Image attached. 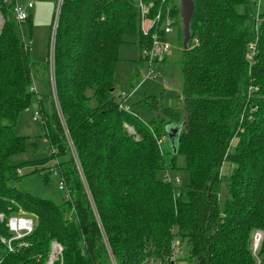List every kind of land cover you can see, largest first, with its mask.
<instances>
[{
  "label": "trees",
  "instance_id": "obj_1",
  "mask_svg": "<svg viewBox=\"0 0 264 264\" xmlns=\"http://www.w3.org/2000/svg\"><path fill=\"white\" fill-rule=\"evenodd\" d=\"M194 2L182 58L184 108L172 114L149 97L143 103L152 119L144 121L114 95L120 46L137 38L142 50L154 31L143 33L138 1L63 0L54 66L75 155L57 110L41 107L49 156L13 163L26 150L27 136L14 127L36 95L39 65L12 18L16 1L0 0V237L12 236L6 225L12 215L35 219L24 238L29 245L14 241L11 252L0 239V264H45L54 242L63 247L55 264H169L176 238L189 244L190 264H257L264 256V235L253 250L255 230H264V11L259 0ZM143 3L151 4L147 19L160 14L161 23L167 15L181 22L180 7L169 0ZM39 69L48 79V64ZM167 122L179 128L169 163L161 147ZM179 154L189 173L185 192H177L167 172L178 169ZM54 160L67 186L58 189L61 203L13 185L30 166L45 170L47 184ZM163 170L164 180L157 177Z\"/></svg>",
  "mask_w": 264,
  "mask_h": 264
},
{
  "label": "rangeland",
  "instance_id": "obj_2",
  "mask_svg": "<svg viewBox=\"0 0 264 264\" xmlns=\"http://www.w3.org/2000/svg\"><path fill=\"white\" fill-rule=\"evenodd\" d=\"M15 1L19 7L26 11V13L29 15V19L19 23L16 19V16H13L12 18L16 23H18V30L22 33V36L24 35V40L32 38V45L29 47L32 61L34 60L42 66H47L48 64L49 74L48 79L46 78V81L47 84H49V88L51 90V67L49 63L50 46L52 41L55 10L59 0H57V2L56 0ZM29 3H32L33 8L28 7ZM169 4L171 6L177 5L180 7L181 0H169ZM259 10L264 11V0H259ZM0 18L1 29L4 24V18L1 12ZM162 27L163 26L161 24L159 30H157V33L160 34L161 37L163 36V38H165L171 44V48L163 62H158L153 65L156 73L158 74L156 78L149 77L148 75V64L145 61V58L142 56L141 47L137 38L128 39V41L123 43L119 48V62L117 64L114 77V95L118 101L122 99L123 93L127 95L126 105L131 112L136 111V113L144 121H150L152 119L151 111L143 103V101L149 97L159 99L164 106L174 109L172 110V114L180 113L184 108L182 96V58L184 37L181 32L183 21L181 20L179 24H174L172 31L166 33L165 35L162 34ZM44 69L46 72V68ZM34 81L37 83L36 86H38L40 93L43 95L42 98L40 97L42 102H40L35 95L28 109L20 114L18 121L15 124L14 131L17 134L27 136V139L26 150L13 156L11 159V162L13 163L41 160L49 156V143L46 140L45 135V121L42 119V117H40L39 121H34L33 113L35 112L34 110H40V108L43 107L48 113L51 114V110L54 105L51 101L48 86H46L43 82H40L39 78ZM54 84H56L57 88L56 75L53 85ZM126 125L133 128V130L130 131L126 127L128 132L132 135H136L134 127L127 123L125 126ZM168 125L169 123L164 125L165 129H167L166 131L169 130ZM161 139V147L164 152L166 162L169 163L171 160V155L166 152L170 151L172 142L168 135L162 137ZM175 162L178 169H169L167 172H169V174L172 176V180L174 182L173 184L177 192H185L190 182L189 173L185 169L186 158L183 154H179L177 155ZM51 164L52 163L50 162L49 165ZM46 166L48 165H45V167L39 165L38 167L39 169H44ZM34 170H36L35 166L23 168L21 171L24 175L19 181L14 182L13 185L21 191H26L35 196L52 199L57 203H61L64 193L58 190V178L54 175H51L50 182L46 184L42 180L41 175V173H44L45 170H41L39 172H35ZM229 170H227V167L224 166L223 174H226L229 172ZM157 177L162 180L166 179V171L163 170L157 172ZM176 179H180V183H176ZM257 231H260L264 234V230L262 229L255 230L254 234ZM175 241L179 242L180 245V250L177 253V264H190L189 244L185 240L178 238H176ZM260 259L261 257H257V264H259ZM47 262L45 264H47ZM155 263L156 262H148L147 264Z\"/></svg>",
  "mask_w": 264,
  "mask_h": 264
},
{
  "label": "built area",
  "instance_id": "obj_3",
  "mask_svg": "<svg viewBox=\"0 0 264 264\" xmlns=\"http://www.w3.org/2000/svg\"><path fill=\"white\" fill-rule=\"evenodd\" d=\"M62 1L63 0H59L56 6L54 23H53L52 41H51V46H50V60H49L50 67H51L50 97H51L52 104L54 105L53 107L55 108V110H57L58 116L63 124V128L67 133V137L69 138V143L72 147V141L67 131L64 116L60 108L56 84L53 85L55 81V68H54V64H55L54 63V50H55L54 46L55 45L54 43H55V34H56L57 25H58ZM137 1L141 9V29L143 33L148 35L152 30H154L150 34V42L142 48L141 53H142V56L145 58V61L148 64L149 77L156 78L158 74L156 73L153 65L158 62H163L171 48V44L165 38L161 37V35L157 33V30L160 28V25L162 24L163 33L165 35L166 33H169L172 31L173 25L175 23H174V19L170 15H167L166 18L162 21V23L160 22V14L157 15V17L152 20L147 19V14L149 13V6H151V4L150 5L144 4L143 0H137ZM28 6L31 7L32 3H29ZM15 16L19 23L26 21L29 17L26 11L23 8L19 7L18 5L15 8ZM31 45H32L31 39L24 40L25 48H29ZM254 53H255V48L254 46L253 47L251 46V56L250 57H252ZM31 88L32 90H35L34 86H32ZM126 100H127V95L123 93L122 102H121L123 105V109L130 112V109L126 105ZM40 115H41L40 110H36L33 115V120H38L40 118ZM126 127L130 131L133 130V128L129 127L128 125H126ZM72 149H73V154L75 155L74 148L72 147ZM51 152L52 153L55 152V149H52ZM76 161L78 163V159H76ZM57 164H58L57 160H54L53 169H52L53 174L58 177V183H57L58 189L64 191L66 190L67 186H66L64 179L61 177L60 172L57 169V166H56ZM78 168H79V171L81 172L80 165L78 166ZM19 173L22 174V171L19 170ZM167 177H169V175ZM68 196H69V193H67V198ZM4 219H5L4 214L0 212V221L3 222ZM6 225L8 226L10 232H12V236L10 238L1 236L0 239L3 243L7 245V248L9 251L12 252L15 250L14 241H19V244H18L19 247L29 245V243L25 241L24 238L30 235L35 227V219L32 216L24 215V214L12 215L11 217L8 218ZM254 235H255V239H254V244H253V250L254 252H257L264 234L260 231H257ZM53 250L58 252V256L55 259H52L53 258L52 257L50 259V262L48 261L47 264H55L54 262L60 259V256L62 255V252H63V247L59 243L54 242ZM179 250H180L179 242L174 240L172 243L173 252H172V256L170 257L169 264H177V253Z\"/></svg>",
  "mask_w": 264,
  "mask_h": 264
},
{
  "label": "water",
  "instance_id": "obj_4",
  "mask_svg": "<svg viewBox=\"0 0 264 264\" xmlns=\"http://www.w3.org/2000/svg\"><path fill=\"white\" fill-rule=\"evenodd\" d=\"M194 12H195L194 0H181L180 15H181V20L183 21V27H182V33L184 37L183 48L185 50L188 49L189 43L191 40L190 23H191L192 17L194 16ZM168 126H169L168 137L171 139L172 136L178 133L179 128L171 123ZM54 256L57 257L58 252L54 251L52 248L50 259ZM50 259H49V262H50Z\"/></svg>",
  "mask_w": 264,
  "mask_h": 264
},
{
  "label": "crops",
  "instance_id": "obj_5",
  "mask_svg": "<svg viewBox=\"0 0 264 264\" xmlns=\"http://www.w3.org/2000/svg\"><path fill=\"white\" fill-rule=\"evenodd\" d=\"M28 7H29V6H28ZM30 8H33V6H31ZM29 39L32 40V38H29ZM33 62H35V61L33 60ZM35 63H37V65H39V66H38V68H37L38 71L35 72L34 80H36V79L39 78V79H40V82H43L46 86H48L45 75L43 74L42 70L39 69V67L42 68V65H40L38 62H35ZM36 84H37V83H35V81H34L33 86H34L35 91H36V96H37L38 100H39L40 102H42L41 98H42L43 95L40 93V91H39V89H38V86H36ZM40 97H41V98H40ZM41 105H42V104H41ZM38 110H39V109H38ZM34 111H36V110H34ZM226 167H227V170H229V168H230L229 165H227ZM262 258H263V260H262ZM259 264H264V256L261 257Z\"/></svg>",
  "mask_w": 264,
  "mask_h": 264
},
{
  "label": "bare ground",
  "instance_id": "obj_6",
  "mask_svg": "<svg viewBox=\"0 0 264 264\" xmlns=\"http://www.w3.org/2000/svg\"><path fill=\"white\" fill-rule=\"evenodd\" d=\"M1 19V18H0ZM80 172V171H79ZM83 172H82V169H81V172H80V174H82ZM56 257L54 256L52 259H55Z\"/></svg>",
  "mask_w": 264,
  "mask_h": 264
}]
</instances>
